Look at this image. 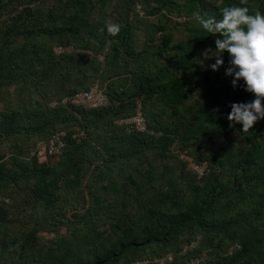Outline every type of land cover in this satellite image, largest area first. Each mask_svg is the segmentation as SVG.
Here are the masks:
<instances>
[{
	"label": "trees",
	"instance_id": "1",
	"mask_svg": "<svg viewBox=\"0 0 264 264\" xmlns=\"http://www.w3.org/2000/svg\"><path fill=\"white\" fill-rule=\"evenodd\" d=\"M249 2L264 13V0ZM137 5L158 17L137 18ZM232 5L0 0V264H132L165 253L190 264L202 251L198 264H264V119L247 133L230 127V105L255 96L243 80L233 87L227 52L217 71L199 60L223 38L199 19ZM172 19L186 28L179 41ZM93 85L105 106L62 104ZM139 107L143 131L119 124ZM58 132L60 155L41 161L36 142ZM175 149L206 162L204 173Z\"/></svg>",
	"mask_w": 264,
	"mask_h": 264
},
{
	"label": "clouds",
	"instance_id": "2",
	"mask_svg": "<svg viewBox=\"0 0 264 264\" xmlns=\"http://www.w3.org/2000/svg\"><path fill=\"white\" fill-rule=\"evenodd\" d=\"M199 24L211 35H221L216 39V49L202 50L199 59L215 60L210 67L217 71L224 64L223 54H229V67L226 75L234 76L233 87L244 81L245 91L255 96L248 103H233L227 119L230 127L242 125V133L249 132L258 120L264 119V13L251 5L249 0H239V6H225L221 18L201 17ZM110 35H117L120 27L114 23L106 25Z\"/></svg>",
	"mask_w": 264,
	"mask_h": 264
},
{
	"label": "built area",
	"instance_id": "3",
	"mask_svg": "<svg viewBox=\"0 0 264 264\" xmlns=\"http://www.w3.org/2000/svg\"><path fill=\"white\" fill-rule=\"evenodd\" d=\"M63 52V48H57V54L61 55ZM69 103L73 105L84 106L87 108H99L105 106L108 103V99L102 89H100L98 86H94L62 99V104L66 105ZM119 124H131L140 131H143L146 127V121L140 109H138L137 112L133 116H131V118L121 121ZM63 137L64 133L58 132L51 135V137L46 141H37L34 147L37 156L40 158L60 155L64 147ZM205 168L206 166H193V169H195L199 175H202L204 173ZM200 239L201 236L199 234L194 235V238L190 241L189 246H186L184 248L183 253L187 250H193L195 247H197ZM237 248H240L239 245H235V247H232L229 250V253L233 252ZM173 262L174 255H172L171 253H166L165 256L156 257L152 261L135 260L132 262V264H173ZM198 263L199 259L197 257H193L190 259V264Z\"/></svg>",
	"mask_w": 264,
	"mask_h": 264
},
{
	"label": "rangeland",
	"instance_id": "4",
	"mask_svg": "<svg viewBox=\"0 0 264 264\" xmlns=\"http://www.w3.org/2000/svg\"><path fill=\"white\" fill-rule=\"evenodd\" d=\"M108 9L110 10V7H108ZM136 12H137V18H139V19H145V20H148V21L149 20L155 21V19L158 17V15H148L146 10H144L142 8V6H140V5H137ZM130 16H131V14H130ZM133 19H135V17ZM108 20H110V18H108ZM175 20L180 22V20H178V19H175ZM175 20L174 19L171 20V22L169 23V27L171 28V32L175 36V40L179 41L180 39L184 38V35H186V28L184 26H178V24L176 23ZM140 40H143V39H140ZM56 53H57V49H56ZM94 86H97V85H93L91 87H94ZM138 109H140V107ZM175 150H176L175 153L177 155H179V158L181 160H184L185 162L188 163V168L190 170H192V171H195L196 173H197V171L195 169H193L194 165L206 166V164H207L206 162H203V163L197 162L194 158L187 157V156H185L184 153L179 152L177 149H175ZM57 156H59V155L52 156V157H48V156L47 157H40V160L41 161H48V163H54L57 160ZM45 237L49 238V237H52V236H45ZM188 246L189 245H187V247ZM232 247H235V246H231L230 249ZM165 255H166V253L164 255H161L160 257H163ZM193 257H197L199 259V262H202V261H204L205 259L208 258V256L205 253V251H202V252L198 253L197 255H194Z\"/></svg>",
	"mask_w": 264,
	"mask_h": 264
}]
</instances>
